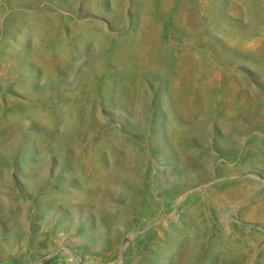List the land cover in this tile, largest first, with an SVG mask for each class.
<instances>
[{
    "label": "rangeland",
    "instance_id": "obj_1",
    "mask_svg": "<svg viewBox=\"0 0 264 264\" xmlns=\"http://www.w3.org/2000/svg\"><path fill=\"white\" fill-rule=\"evenodd\" d=\"M0 264H264V0H0Z\"/></svg>",
    "mask_w": 264,
    "mask_h": 264
}]
</instances>
